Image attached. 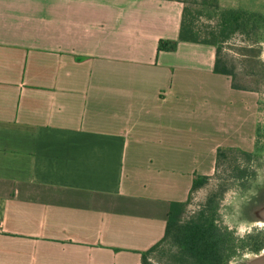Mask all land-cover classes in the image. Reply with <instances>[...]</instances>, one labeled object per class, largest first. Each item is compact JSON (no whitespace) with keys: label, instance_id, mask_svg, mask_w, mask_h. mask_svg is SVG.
<instances>
[{"label":"crops","instance_id":"crops-1","mask_svg":"<svg viewBox=\"0 0 264 264\" xmlns=\"http://www.w3.org/2000/svg\"><path fill=\"white\" fill-rule=\"evenodd\" d=\"M183 15L0 0V264H142L216 149L251 151L247 97L213 71L214 45L180 39Z\"/></svg>","mask_w":264,"mask_h":264},{"label":"rangeland","instance_id":"rangeland-1","mask_svg":"<svg viewBox=\"0 0 264 264\" xmlns=\"http://www.w3.org/2000/svg\"><path fill=\"white\" fill-rule=\"evenodd\" d=\"M180 1L184 5L188 29L192 28L200 40L217 42L220 64L232 73L228 75L231 87L247 97L246 131L245 135H237V139L251 147L252 152L249 159L243 153L244 148L225 145L219 147L226 149L225 155L216 158L217 148L214 168L199 175L207 178L205 184L190 193L181 219L185 221L196 214L211 198L217 208L216 221L222 227H227L238 237L264 233V26L257 27L250 34L237 31L224 41H220L223 36L219 32L223 10L219 2L235 1V9L264 13V0ZM223 99L225 106L226 98ZM213 119L215 124L216 117ZM249 125L255 130L251 131ZM238 168L247 169L244 179L235 178ZM164 246L168 247L167 244ZM262 257L264 247L258 253L244 251L229 264H264ZM149 259L153 264H166L164 255L158 252L151 253Z\"/></svg>","mask_w":264,"mask_h":264},{"label":"trees","instance_id":"trees-1","mask_svg":"<svg viewBox=\"0 0 264 264\" xmlns=\"http://www.w3.org/2000/svg\"><path fill=\"white\" fill-rule=\"evenodd\" d=\"M220 35L223 39L241 31L246 34L254 33L256 28L264 26V13L241 9H223L220 13ZM188 29L183 15L180 39L183 41L211 44L216 47V60L213 71L218 74L232 75L225 66H221L218 57L220 47L216 41L200 40L199 36ZM191 30V31H190ZM159 50H173L176 42L161 40ZM236 88V87H234ZM224 148L217 149V156H224ZM247 158L252 152L244 151ZM247 169L238 168L235 178L244 179ZM206 177L197 176L193 181L190 193L201 188ZM190 195V194H189ZM189 198V196H188ZM188 199L182 203H172L168 213L166 230L163 238L150 249L142 253V264H153L149 255L153 252L164 255L166 264H229V262L244 251L258 253L264 247V233L248 234L238 237L227 227H222L216 221L217 208L210 198L196 214L183 221L181 219ZM167 244L168 247L164 245ZM161 261L162 259H158Z\"/></svg>","mask_w":264,"mask_h":264},{"label":"bare ground","instance_id":"bare-ground-1","mask_svg":"<svg viewBox=\"0 0 264 264\" xmlns=\"http://www.w3.org/2000/svg\"><path fill=\"white\" fill-rule=\"evenodd\" d=\"M262 259H264V257H262Z\"/></svg>","mask_w":264,"mask_h":264}]
</instances>
